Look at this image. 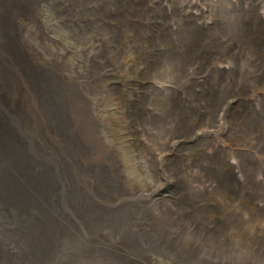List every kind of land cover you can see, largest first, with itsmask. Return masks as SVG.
Returning <instances> with one entry per match:
<instances>
[{
	"label": "bare ground",
	"instance_id": "bare-ground-1",
	"mask_svg": "<svg viewBox=\"0 0 264 264\" xmlns=\"http://www.w3.org/2000/svg\"><path fill=\"white\" fill-rule=\"evenodd\" d=\"M173 1L166 0L167 3ZM21 2L0 0V264H263V257H250L243 252L235 257L229 249L235 243L231 239L250 225L254 213L264 211V202L259 197L260 192H264V177L261 176L264 174V152L258 162L256 156H249L246 150L242 159L229 151L222 161L213 160L208 164L209 175L214 180L208 192L212 204L219 207L222 214L205 224L200 237L190 246L194 249L205 241L220 257H178V253L159 250L155 244L138 248L136 240L149 234L147 224L151 230H163L158 225L166 212L160 210V202L150 189L137 186L125 174L121 148L103 138L106 127L103 117L97 114L100 103H96L103 85H114L107 83L110 79L104 78L107 70L100 71V67L115 74L117 67L112 63L118 43L119 46L126 44L125 50H131L138 37L127 27L121 29L119 42L100 36V11L104 5L82 0L75 12L79 20L67 17L65 23L74 29L71 34L80 42L84 59L89 60V76L82 77L74 71L69 76L65 73V64L51 52L41 51L29 39L46 36L41 21L33 14L37 12L38 0H28L25 8L18 7ZM197 2L183 1L184 4ZM4 6L11 9L9 15L14 13L11 18L3 19ZM263 11L264 0H245L243 12L248 19L236 29L228 26L229 31L221 39L216 33L207 37L212 31L209 33L208 25L195 19L188 24L178 23L191 32V38L186 41L179 35L177 40L171 31L165 33L162 44L167 53L171 51L175 55L169 64L178 67V83H174L177 81L174 77V85L168 88L170 95L163 96L161 82L149 83L148 87L157 98L154 105L145 97L144 104L154 108L147 109L152 116L148 117L149 121L152 120L158 129L181 123L179 132H183L181 129L189 112L195 117L192 124L198 120L199 124L204 122L205 114L194 110L199 102V95L194 93L199 86L196 84L198 78L188 91H178V97L173 96L183 81L180 77L191 78L183 69L194 59L217 64V76L233 65L228 69L232 88H237L236 92L245 90L250 78L264 71ZM6 22L21 35L24 46L32 52L20 51L18 45L16 48L6 43ZM104 24H107L105 28L110 24L117 28V21L104 20ZM28 27L35 29L26 36ZM143 41L147 44L149 40L143 37ZM90 46L93 47L91 53L87 51ZM233 46L236 51L232 54L230 47ZM190 47L201 48L203 52L194 58L189 55ZM4 50L10 54L8 59ZM119 52L124 53V50L119 48ZM224 58L233 62H221ZM25 66H29L30 74L20 73L25 71ZM101 80L103 84H99ZM220 81L224 82L222 78ZM208 96L215 100V91ZM188 101L194 103L193 107ZM242 113L254 119L264 118V102L255 101V111ZM215 115H211V120H216ZM251 130L259 132V138L264 136V119L257 121ZM242 132L250 135L245 129ZM236 140L247 142L241 136ZM160 143L149 149L155 162L157 156H161ZM189 161L190 158L186 160ZM257 170L259 173L255 174ZM151 204L154 206L150 209ZM82 229L91 233L90 240L87 239L91 242L89 255L88 248L72 240L79 230L83 232ZM12 241L22 244L11 251ZM110 252L114 253L116 261L109 257ZM10 254L12 257H8Z\"/></svg>",
	"mask_w": 264,
	"mask_h": 264
},
{
	"label": "rangeland",
	"instance_id": "rangeland-1",
	"mask_svg": "<svg viewBox=\"0 0 264 264\" xmlns=\"http://www.w3.org/2000/svg\"><path fill=\"white\" fill-rule=\"evenodd\" d=\"M81 1L38 0L37 12L34 11L33 14L35 19L41 21L46 36L41 39H29L39 46L41 51L51 52L65 64L67 66L65 73L69 76L70 72L74 71L82 77H88L87 63L89 60L84 59L80 42L71 34L74 29L65 23L67 17L79 20L75 12ZM91 1L104 5L100 11L102 12L99 21L100 36H108L110 40L119 42L121 29L127 27L133 31L134 36L138 37L131 46V50L130 48L125 50L126 44L119 46L118 43L117 55L112 63V66L117 67L115 74H109L108 68L100 67V71L107 70L104 76V78H110L107 83L113 82L114 85H103L100 95L96 98V103H100L97 106V114L103 117L106 127L102 133L103 138L121 148V161L125 164V174L137 186L150 189L153 192L152 196L160 202V210L166 212L158 225L162 226L163 230L159 228L151 230L147 224L149 234L136 240L138 248L155 244L159 250L178 253V257H220V254L215 253L216 250L210 248L205 241L194 249L190 246L193 240L200 237L205 224L222 214V210L212 204V197L208 192L214 186V180L209 175L208 164L213 160L222 161L226 153L229 155V151L242 159L247 150L249 156H256V162L260 160L264 152V136L259 138L260 133L253 132L251 127L264 118L254 119L242 112L244 110L255 111V101L264 102V71L253 75L250 78L252 81L250 80L245 90L236 92L238 89L232 88V78L228 73V69L233 65L228 66L221 76H217V64H211L208 61L202 63L198 59L188 61L183 72L189 74L191 78L180 77L183 81L179 89L176 88L173 96L177 98L178 91L179 93L183 90L188 91L194 85V79L198 78L196 84L199 86L194 93L199 95V102L194 110H199L200 114L204 113L205 117L203 123L199 124L198 120L192 124L195 117H192L193 113L189 112L184 126L188 130L186 131L183 127L181 129L183 132L178 131V126L181 125L178 122L158 129L152 120L148 119L152 116L148 114L147 109L151 111L154 108L147 107L144 100L148 97L154 105L157 101L153 89L148 87L150 82H161L162 96L170 95L168 88L174 85L172 82L174 77L177 78L174 83H178V67L174 68L169 64V60H174L175 55L171 51L167 53L162 44L165 33L171 31L177 40L179 35L183 41H186L191 38V32L179 26L178 23L188 24L195 19L198 23L208 25V32L212 31V34H206L207 37L216 33L218 39L224 38V34L229 31L228 26L236 29L248 19V15L243 12L245 0H198L196 4H184L183 1L187 0H174L173 3H167L166 0ZM25 4H28V0H22L18 7L20 8L19 5H21L25 8ZM186 6H188L187 9H185ZM28 8H31V5H28ZM4 9H6L5 6ZM7 9L3 11V19L11 18L10 16L14 14L9 15L8 11L11 9ZM186 10L192 14H188ZM214 11L218 13L216 18ZM87 17L91 18L89 15ZM104 20H112L114 23L117 21L115 24L117 28L112 27L113 23L105 28L104 25L107 24H104ZM28 23L30 24L31 21ZM6 24L11 34L7 32L4 36L6 43L16 45L20 51L32 52L29 47L24 46L21 35L12 29L11 24L7 22ZM88 27L91 28V26ZM28 28L25 32L26 36L35 29ZM3 29L5 33L6 26L3 25ZM143 37L149 40L147 44H144ZM228 46H231V43H228ZM224 47H226L225 43ZM119 48L124 50V53H120ZM92 49V46L87 47L90 53ZM235 51L236 46L230 47L232 54ZM4 52L8 53L5 55L8 59L9 52L6 50ZM202 52L201 48L190 47L189 55L196 58ZM137 53L142 56L139 57ZM46 55L44 53V56ZM215 60L214 58L213 61ZM221 62L232 63L233 60L224 58ZM24 69L25 71H20L21 74H30L29 66H25ZM221 78L224 82L220 81ZM216 80L218 81L214 83L213 81ZM99 84H103L102 80ZM211 91H215V100H211L208 96ZM188 103L190 107H193L194 103L191 104L189 101ZM211 109L214 111H210ZM214 113L216 120H211V115ZM242 129H245L251 136L243 133ZM183 134L187 136L183 137ZM238 136L246 139L247 142L244 143L242 140L238 143L236 140ZM158 142H161V156H157L155 162L150 150ZM220 144H222L221 148H219ZM184 151L187 152L183 155ZM193 154L202 158H194ZM189 158L190 161L186 162ZM200 162L203 163L200 164ZM258 173L257 170L255 174ZM261 176L264 177V174ZM263 194L264 192L261 191L259 197L264 202ZM153 206L154 204H151L150 209ZM173 218L175 219L171 221ZM249 224L248 227L242 229L243 232L240 230L231 239L235 243L229 251L235 257L243 252L250 257H263L264 260V211L254 213ZM82 230L83 232L79 230L75 236H72V240L77 245L88 248V251L85 250L89 255L91 242L87 239L91 233H86L85 229ZM10 244L11 251H13L16 249L15 246L18 247L22 242L12 241ZM113 254L110 252L109 257H113L112 259L116 261V256ZM11 255L8 257H12ZM50 257L53 256L50 255ZM100 261L104 262V260Z\"/></svg>",
	"mask_w": 264,
	"mask_h": 264
}]
</instances>
